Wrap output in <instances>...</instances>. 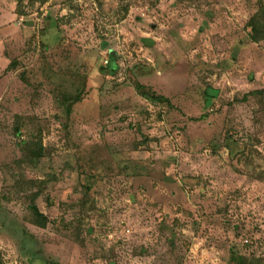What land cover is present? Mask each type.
Instances as JSON below:
<instances>
[{"label":"rangeland","instance_id":"374dc122","mask_svg":"<svg viewBox=\"0 0 264 264\" xmlns=\"http://www.w3.org/2000/svg\"><path fill=\"white\" fill-rule=\"evenodd\" d=\"M262 3L0 0V264H264Z\"/></svg>","mask_w":264,"mask_h":264},{"label":"trees","instance_id":"16d2710c","mask_svg":"<svg viewBox=\"0 0 264 264\" xmlns=\"http://www.w3.org/2000/svg\"><path fill=\"white\" fill-rule=\"evenodd\" d=\"M249 26L251 27L250 35L254 41H259L261 39H264V3L261 4V7L257 12V14L253 16V18L250 20ZM108 68H110V70H115L116 68V63L114 61L113 55H111V62L108 65ZM138 88L141 91L144 90L142 94L150 100L157 102L169 101L167 97L158 95L152 90H148L149 92H147L143 85L139 84ZM262 92L263 90L261 91L255 90L250 92V94H261ZM24 151H25L24 160L28 162H35L44 155V146L42 145L41 142H35V141L26 142L24 146ZM35 195L37 194H33V198ZM31 209L33 210L35 216V218H33L34 223L40 227H45L48 223L47 216L44 213H42L35 204L32 205Z\"/></svg>","mask_w":264,"mask_h":264}]
</instances>
